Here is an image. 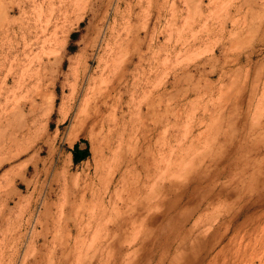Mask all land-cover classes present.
<instances>
[{"label": "rangeland", "instance_id": "1", "mask_svg": "<svg viewBox=\"0 0 264 264\" xmlns=\"http://www.w3.org/2000/svg\"><path fill=\"white\" fill-rule=\"evenodd\" d=\"M0 264H264V0H0Z\"/></svg>", "mask_w": 264, "mask_h": 264}, {"label": "bare ground", "instance_id": "2", "mask_svg": "<svg viewBox=\"0 0 264 264\" xmlns=\"http://www.w3.org/2000/svg\"><path fill=\"white\" fill-rule=\"evenodd\" d=\"M74 1V0H73ZM79 1V0H78ZM76 4V3H75ZM36 6V5H35ZM76 15V14H75ZM46 24V23H45ZM42 28V27H41ZM44 33L45 34H47L46 32H47V27H44ZM50 33V32H49ZM43 39V38H42ZM54 43V42H53ZM107 46V45H106ZM111 47V46H110ZM263 47V46H262ZM111 50V49H110ZM109 50V51H110ZM50 51V50H49ZM53 52V51H52ZM56 52V51H55ZM57 52H58V50H57ZM119 55V54H118ZM47 62L49 61V60H46ZM117 61V60H116ZM43 62V61H42ZM29 64V63H28ZM62 66H63V62L61 61V60H59L58 61V66H57V70L59 71L60 69H62ZM98 86V85H97ZM41 96H43V95H41ZM86 97V96H85ZM102 100V99H101ZM93 103H94V101H93ZM84 111V110H83ZM95 111H97L96 109H95ZM85 113V112H84ZM15 152V151H14ZM9 159V158H8ZM71 230V229H70ZM215 242V241H214ZM214 244V243H213Z\"/></svg>", "mask_w": 264, "mask_h": 264}, {"label": "trees", "instance_id": "3", "mask_svg": "<svg viewBox=\"0 0 264 264\" xmlns=\"http://www.w3.org/2000/svg\"><path fill=\"white\" fill-rule=\"evenodd\" d=\"M77 147V144H76ZM78 153V154H77ZM74 154V160H79L85 157V151L84 150H78V152Z\"/></svg>", "mask_w": 264, "mask_h": 264}]
</instances>
